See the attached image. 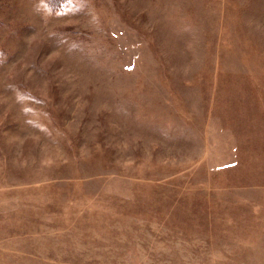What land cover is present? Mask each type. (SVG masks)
I'll use <instances>...</instances> for the list:
<instances>
[{
  "label": "rangeland",
  "instance_id": "obj_1",
  "mask_svg": "<svg viewBox=\"0 0 264 264\" xmlns=\"http://www.w3.org/2000/svg\"><path fill=\"white\" fill-rule=\"evenodd\" d=\"M0 264H264V0H0Z\"/></svg>",
  "mask_w": 264,
  "mask_h": 264
}]
</instances>
